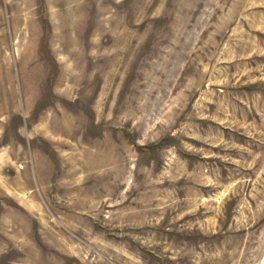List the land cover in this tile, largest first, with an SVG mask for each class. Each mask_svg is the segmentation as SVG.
<instances>
[{
    "label": "rangeland",
    "instance_id": "obj_1",
    "mask_svg": "<svg viewBox=\"0 0 264 264\" xmlns=\"http://www.w3.org/2000/svg\"><path fill=\"white\" fill-rule=\"evenodd\" d=\"M0 264H264V0H0Z\"/></svg>",
    "mask_w": 264,
    "mask_h": 264
}]
</instances>
